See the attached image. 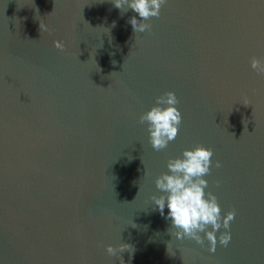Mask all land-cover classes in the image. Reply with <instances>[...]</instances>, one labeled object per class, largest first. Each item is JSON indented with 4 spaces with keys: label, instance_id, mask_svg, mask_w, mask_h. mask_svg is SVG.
I'll list each match as a JSON object with an SVG mask.
<instances>
[{
    "label": "water",
    "instance_id": "obj_1",
    "mask_svg": "<svg viewBox=\"0 0 264 264\" xmlns=\"http://www.w3.org/2000/svg\"><path fill=\"white\" fill-rule=\"evenodd\" d=\"M126 10L0 0V264H264V0H167L143 33ZM169 91L182 124L156 151L139 121ZM196 146L214 152L205 192L236 213L214 253L152 199Z\"/></svg>",
    "mask_w": 264,
    "mask_h": 264
},
{
    "label": "clouds",
    "instance_id": "obj_2",
    "mask_svg": "<svg viewBox=\"0 0 264 264\" xmlns=\"http://www.w3.org/2000/svg\"><path fill=\"white\" fill-rule=\"evenodd\" d=\"M166 2L167 0H114V6L120 10L127 6L125 12L131 9L138 13L140 19L133 16L128 23L135 33H143L151 27L145 21L152 17L158 18L161 7ZM40 30L41 32L51 31L47 25L42 23H40ZM53 45L61 52L66 51L65 44L60 40L53 41ZM251 67L258 73L264 74V62L261 60L253 58ZM155 103L156 106L142 115L139 122L148 123L150 143L154 150L161 151L166 149L169 142L174 141L178 136L182 114L176 107L179 100L174 92L169 91L157 97ZM244 104L248 105V102L245 101ZM213 155L212 149L196 146L194 150H185L183 159L169 160L167 167L171 174H163L156 180L157 189L165 195L152 199L156 205L154 210H158L162 217H165V209L168 210L165 218L179 229L174 233L177 239L184 240L187 237L203 246L204 238L200 233H206V238L211 245L209 250L214 253L218 243L216 233L221 228L230 229L236 213L231 211L226 217H222L217 197L211 192H205L209 185L203 177L211 174ZM215 167H221L219 161L216 162ZM209 226H211V231L207 230ZM231 239L230 231H225L219 236V244L227 247ZM129 249H133L129 244H123L119 248L108 246L107 253L117 256L118 253ZM121 264H125L122 256Z\"/></svg>",
    "mask_w": 264,
    "mask_h": 264
}]
</instances>
